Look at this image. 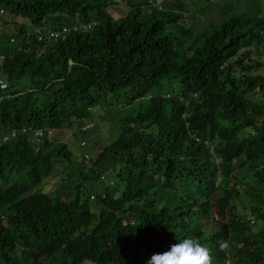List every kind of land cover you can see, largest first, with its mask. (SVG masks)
I'll return each mask as SVG.
<instances>
[{
    "label": "trees",
    "instance_id": "1",
    "mask_svg": "<svg viewBox=\"0 0 264 264\" xmlns=\"http://www.w3.org/2000/svg\"><path fill=\"white\" fill-rule=\"evenodd\" d=\"M208 1L0 0V264H264V15Z\"/></svg>",
    "mask_w": 264,
    "mask_h": 264
},
{
    "label": "rangeland",
    "instance_id": "2",
    "mask_svg": "<svg viewBox=\"0 0 264 264\" xmlns=\"http://www.w3.org/2000/svg\"><path fill=\"white\" fill-rule=\"evenodd\" d=\"M193 1H195V5H197V6H195V8L197 7L196 10H199V8H202L201 7L202 5H207V3L209 2L208 0H193ZM205 1H207V2L205 3ZM221 1H222V3L226 2V0H221ZM259 3H261V2H259ZM248 6H251L250 9H248V11H250L249 13H252L253 15H260V14L264 15V3L263 4H257V2H255V3L253 2L252 5H250V3H249ZM110 12L116 18H121V17L126 15V12L124 10L117 9L114 6L110 7ZM208 12L210 13V11H208ZM209 13H207V14H209ZM207 14H199V15L197 14L198 17H196L195 19L189 18L188 21L190 22V24H192L193 22H196L200 25H203V24L208 22L209 16H205ZM4 15H5L4 20H8V23H4L3 21H1L0 30H1V32H5V31L9 30V32H10V30L12 28H15L13 17L9 16L7 11L4 13ZM211 16L213 18H215L214 14H211ZM262 51L264 52V46L262 47ZM2 62H3V58L0 59V65L2 64ZM98 120L100 121L101 119L98 118ZM91 126H92V123L89 124V127H91ZM93 130H94V135L98 136V133L95 134L96 131L99 132L98 129H93ZM76 132H77V129L75 127L74 128H67L62 132V134L60 136V140L67 142L73 148H76V142H78L80 139L79 137H77ZM105 132L106 131H104L103 133H101L99 135L101 138L100 140H102L105 137ZM108 134H109L108 136H110L111 140H114L115 137H117V135H118V124L117 123H113L112 126H110V130H109ZM60 182H61V175H57L55 178H50L48 180V183H47L45 188L47 191L51 192L52 194H58V192L60 190V187H59Z\"/></svg>",
    "mask_w": 264,
    "mask_h": 264
},
{
    "label": "clouds",
    "instance_id": "3",
    "mask_svg": "<svg viewBox=\"0 0 264 264\" xmlns=\"http://www.w3.org/2000/svg\"><path fill=\"white\" fill-rule=\"evenodd\" d=\"M167 251L151 256L147 264H211L209 250L192 238L177 240ZM221 248L227 244L221 242Z\"/></svg>",
    "mask_w": 264,
    "mask_h": 264
},
{
    "label": "crops",
    "instance_id": "4",
    "mask_svg": "<svg viewBox=\"0 0 264 264\" xmlns=\"http://www.w3.org/2000/svg\"><path fill=\"white\" fill-rule=\"evenodd\" d=\"M235 2L237 3L238 12L243 13V12H247L248 9H250L251 6H248L249 3H250V5H252L253 2L254 3L257 2V4H263L264 0H235ZM259 2H261V3H259Z\"/></svg>",
    "mask_w": 264,
    "mask_h": 264
},
{
    "label": "built area",
    "instance_id": "5",
    "mask_svg": "<svg viewBox=\"0 0 264 264\" xmlns=\"http://www.w3.org/2000/svg\"><path fill=\"white\" fill-rule=\"evenodd\" d=\"M66 30H67V29H66ZM66 30H65V31H66ZM3 87H6V84H3ZM39 134H41V132H40Z\"/></svg>",
    "mask_w": 264,
    "mask_h": 264
}]
</instances>
